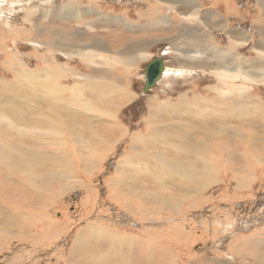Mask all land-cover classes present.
Masks as SVG:
<instances>
[{
    "label": "rangeland",
    "instance_id": "rangeland-1",
    "mask_svg": "<svg viewBox=\"0 0 264 264\" xmlns=\"http://www.w3.org/2000/svg\"><path fill=\"white\" fill-rule=\"evenodd\" d=\"M62 8L65 11L59 13ZM137 42L145 46L137 49L134 56H129L136 50L133 47ZM40 55H45L46 63L39 62ZM155 58L164 60L166 72L157 85L145 93L146 67ZM10 61H17L22 71L32 72L30 77L23 78L24 73L21 72L19 82L11 84L17 80L19 67L13 65L8 68ZM263 65L264 0H0V96L8 98L6 104L17 119L14 121L8 117L4 120L7 132L11 131L16 141L13 134L10 136L3 131L0 136L4 139L0 140L20 145V148H15L17 145L12 148L16 151L9 157L14 154L20 157L19 152L22 154L23 150V154L32 151L45 154L48 148H52L66 153L67 159H71L66 160L70 163L65 170L67 178L54 179L51 185L55 188L52 190L54 193L61 192L60 200L56 197L46 208L30 204L33 188L45 190L47 187L44 184L34 186L30 182L33 175L29 169H16L9 184L0 181V199L5 198L10 204L24 203L25 208L19 216L16 214L18 218H14V223L9 218L0 217V264H176L175 261L178 264H197L201 259L211 262L202 264H240L238 256L231 255L232 247L236 245L244 247L237 252L247 254V264H264V117L254 113L255 107H264ZM224 69H230L237 77L241 75L235 81L236 85L247 88L243 96L247 113L240 117V121L234 115L230 116V122L227 117L224 119L212 111L194 115L192 110L182 111L183 115L180 110H174L176 115L170 118L169 112L165 111L169 109L159 110L158 104L176 105L180 101L198 104L200 99V103L206 106L209 105L206 100L218 98L216 102L221 105L217 89L224 87L220 86L223 81H219L217 74L224 73ZM40 71L46 75L38 78ZM105 74L114 76L117 80L115 86L123 93L126 89L124 94L128 93L131 99L117 108L116 121L125 137L106 143V150L103 151L102 147L98 155L93 156L87 154L90 151L78 140L87 127L99 130L100 125L92 123L89 115L74 113L86 100H76L72 92L65 90L61 97L56 94L60 100V104L57 103L56 88L51 80H58L61 76L59 85L84 87L80 95L87 98L91 97L87 92L89 86L100 83L111 87V81L99 80L100 77L107 78ZM261 78V81H254ZM41 79L43 89L37 84ZM19 84L30 89L26 87L27 91L22 92ZM36 91L45 95V99L55 100L62 106L57 108L62 113L73 111L72 117L69 116L73 123H69L71 127L59 124L56 130L31 129L37 121L36 112H42L45 106L48 109L51 105H39L35 101ZM18 94L29 96L18 97ZM100 96L103 101L109 99L105 93ZM152 105L158 108L154 110ZM152 116L157 118L153 126ZM197 118L200 119L197 121ZM181 121L190 125L192 135L185 133L183 136L177 130L183 139L178 136L176 142L170 141L168 135L177 132L176 129L172 130L175 133L168 129ZM83 124L85 128L81 126ZM241 124L243 127H237ZM244 129L251 135L243 139L240 150L234 130ZM149 130L159 132L152 138L157 142L163 139L165 144L154 146L149 142L146 146V143L137 141L135 145L134 137L150 135ZM65 131L69 134L74 132L68 136L70 142L62 146H51L50 140L38 139L47 135L64 138ZM194 131L198 134L202 131L216 139L227 173L221 171L222 166L221 172L211 181L203 179L200 183L196 178L193 182L187 180V173H193L192 168H183L189 171L180 174L173 168L164 171L160 167L156 169V166L146 165L145 159L151 152H158L167 162L170 158L173 161L170 164L175 167L179 163L196 160V155L186 154V147L198 137ZM199 136L201 138V134ZM245 142L253 160L249 163L241 157ZM182 144L185 147L182 148ZM6 148L8 152L9 147ZM1 153L0 148V156ZM251 154L257 157L253 158ZM135 157L139 158L138 162H132ZM209 159L213 165L219 163L221 166L217 154L209 155ZM150 160L157 161L152 155ZM255 161L260 162V167ZM44 167L55 171L54 165ZM1 168L0 163V171ZM0 175L5 179L6 170ZM41 177L45 182L48 175ZM10 213L13 214L12 211ZM41 213L47 216H41ZM43 219L49 220L45 223L50 229L41 224ZM100 230L124 235H119L120 239L110 244L112 249L106 245L103 249L101 246L106 242L100 238ZM95 232L98 236L93 234ZM167 232L171 233L170 236ZM125 241L130 243L127 245ZM139 241L140 244L134 246ZM100 242L102 245L98 244ZM73 243L77 247L76 252ZM141 244L145 247L141 248ZM121 245L125 250L123 247L121 250ZM108 252L112 260L104 262L107 259L104 253ZM76 255L80 256L79 259ZM257 255L262 261L253 259Z\"/></svg>",
    "mask_w": 264,
    "mask_h": 264
},
{
    "label": "bare ground",
    "instance_id": "bare-ground-1",
    "mask_svg": "<svg viewBox=\"0 0 264 264\" xmlns=\"http://www.w3.org/2000/svg\"><path fill=\"white\" fill-rule=\"evenodd\" d=\"M17 1V0H16ZM45 1V0H44ZM32 2H33V0H32ZM36 2V1H35ZM51 3V2H50ZM15 5V4H14ZM17 5H18V3H17ZM42 5H43V3H42ZM30 9V8H29ZM32 10V9H31ZM29 11V10H28ZM65 11V8H62L60 11H59V13H63ZM32 13V12H31ZM73 15V14H72ZM51 17V16H50ZM36 18V17H35ZM34 19V18H33ZM36 33H38V32H36ZM116 38V37H115ZM114 39V38H113ZM118 39V38H117ZM122 40V39H121ZM116 42V41H115ZM118 43V42H117ZM116 43V44H117ZM148 43V42H147ZM123 44V43H122ZM53 45V44H52ZM143 45L145 46V44H143V43H141V42H137L136 44H135V46L133 47V48H135L136 50L134 51V52H132L129 56H134V54H136L137 53V51L138 50H141V48L143 47ZM55 46H57V44L55 45ZM38 49V48H37ZM138 49V50H137ZM117 50V49H116ZM123 50V49H122ZM131 49H129V51H130ZM128 51V52H129ZM124 52V51H123ZM198 52V51H197ZM75 54V53H74ZM121 54V53H120ZM122 55H124V54H122ZM68 56V55H67ZM19 59V58H18ZM39 62L41 63V62H43V63H46V58H45V55H40V57H39ZM153 60V59H152ZM151 60V61H152ZM151 61H149V63L151 62ZM13 61H10L9 62V67L8 68H10V67H12L13 65H15L16 67H19L18 69H17V74H16V76H17V80H14V81H11V84H17V82H19V78H21L22 76H21V72L22 73H24V76H23V78L25 77H27V78H29L30 77V73H32V72H27L25 69L22 71L21 70V68H20V66H19V63L17 62V61H15V62H13ZM55 63V62H54ZM23 64V63H22ZM55 65H56V63H55ZM57 66L60 68V69H63V66L62 65H60V64H57ZM264 66V65H263ZM43 67V66H42ZM58 67H56V69H59ZM15 68V67H14ZM252 68V67H251ZM41 69V68H40ZM239 69H240V67H239ZM243 69V68H242ZM241 69V70H242ZM52 70V69H51ZM35 71V70H34ZM223 71H225L224 73H222V74H217V76H219V77H217L218 79H219V81L221 82V81H223V82H221V84H220V86H223L224 88H221L220 87V89L218 88L217 89V91L220 93L219 94V100L221 101V105L219 104V103H217L216 102V99H217V101H218V98H216V99H214V100H210L209 99V101H207L206 100V102L209 104V105H206V106H204V105H202L200 102H201V99H200V102L198 103V104H194V103H189L188 101H186V102H182V101H180V103H177L176 105H174V104H169V103H166L165 105H160V104H158V106H159V110H161L162 108H164V109H169V110H165V111H168L169 112V114L168 113H166L165 111H164V113H166V114H168L169 116H171L170 118H174V117H172L173 115L175 116L176 115V112H178L179 110L181 111L180 112V114L182 113V111H186V110H192V112H193V114L194 115H197V114H203L204 112L205 113H208V112H214L217 116H223L224 117V119L227 117V119L230 121V119H231V117L234 115L235 117H236V119H238L239 121H240V117L242 116V115H244V114H246L247 113V110H246V107H244V102H245V99L243 98V96H244V94H246V90H247V88L245 87V86H242V85H236L237 83L235 82L237 79H239L240 77H241V75H238V76H240V77H237V75L236 74H234L230 69H228V71L226 70V69H224ZM37 72V71H36ZM44 71H40L38 74H39V77L38 78H40V77H42V74H43V76L44 75H46V72H44ZM166 72V67H164V70H163V73H162V76L164 75V73ZM243 72V71H242ZM34 73V72H33ZM56 74H58V73H56ZM61 75V74H60ZM104 75V74H103ZM34 76V75H33ZM105 76L107 77V78H103V77H100L99 78V80H101V79H105L106 81H111L109 84L111 85V87L109 86V85H102V84H100V83H96L95 85H92V86H89V88H88V90H87V92L91 95V97H87V98H85V97H83V96H81L80 95V91L81 90H83L84 91V87H82V88H80V87H71V88H67L63 83H61L60 85H59V82H61V81H59V78L61 77H59L58 78V80H55V79H52L51 81L54 83V86H55V88H56V92H55V99H56V101H57V103H59L60 104V102H58V101H60V100H58L57 98H56V94H58V96H60L61 97V94H64V92H65V90H68V91H70V92H72L71 94H74L75 96V99L76 100H86V102H84V104L82 105V106H80V107H78L77 109H76V111H74V113H76V114H78V113H81V114H83V115H89V117H91L92 118V123H96L95 125L97 126V124L98 125H100V129L99 130H97V129H95V128H93V127H87V129L85 130V132H84V134H82L81 135V137H80V139L78 140V141H82L81 143H82V145L84 146V148L85 149H88L89 151H87V152H89V153H87V154H92L93 156H95V155H98L97 153H98V151H101V148L103 147V151L104 150H106L104 147H106V143H111V142H117L122 136H124V131H123V129L120 127V125L118 124V122L116 121V115H117V111H118V109L117 108H119V106L120 105H122V104H124V102L125 101H127L128 99H131V96L130 95H128V93L127 94H124L125 92H127L126 91V89H125V92L123 93V90H121V89H119L117 86H115V83L117 82V80H116V78L113 76H111L110 74L109 75H106L105 74ZM161 76V77H162ZM36 77V76H35ZM160 77V78H161ZM243 77V76H242ZM5 78V77H4ZM37 78V79H38ZM66 78V77H65ZM160 78L158 79V81L160 80ZM2 79V78H1ZM9 79V78H8ZM98 79V78H97ZM263 78H261L260 80H258V79H253L255 82H258V81H261ZM3 80V79H2ZM35 80V79H34ZM264 80V79H263ZM10 81V80H9ZM59 81V82H58ZM158 81H157V83H158ZM2 82V81H1ZM0 82V83H1ZM7 82V81H6ZM46 82V81H45ZM8 83V82H7ZM37 84L39 85V87L41 88V89H43V82H42V79H41V82H37ZM8 85V84H7ZM19 85H22V86H20L19 87V90H21L22 92H25V91H27V88H29L30 89V87H28L27 85H24V84H19ZM114 85V86H113ZM1 86V85H0ZM4 86V85H3ZM25 86V87H24ZM62 88H61V87ZM79 86V85H78ZM242 86V87H241ZM27 87V88H26ZM236 87H238V88H236ZM35 88V87H34ZM117 88V89H116ZM12 89V88H11ZM40 89V90H41ZM18 90V89H17ZM24 90V91H23ZM11 91V90H10ZM29 91V90H28ZM30 91H32V90H30ZM67 92V91H66ZM234 92L235 93H237L238 95H233L234 94ZM37 95H35L36 97H37V99H35V101L37 102H39L38 104L39 105H41V106H45V105H48V104H50L51 103V105H49L48 107H50V108H48L47 109V107L45 108L44 107V110L41 112H36V119H37V121L36 122H34V124L33 125H31V129H35V130H39V131H41V130H45V128L46 129H48V130H56V129H58L59 128V124H61V127H64V124H69V123H72L71 121H69V120H71V118L69 117V116H71L72 117V115H73V111L72 112H69V113H67V114H64V113H62L61 111H59V109H57L58 107H60V108H62V106H59V104H56V102H55V100H53V99H45V95H41V93L39 92V91H36L35 92ZM101 93H105V94H107L108 95V97H109V99H107V100H102V98H101V96H100V94ZM19 96L18 97H23V96H26V97H28L29 96V94H18ZM52 96H53V94H51ZM68 95V94H67ZM70 95V94H69ZM68 95V96H69ZM229 95V96H228ZM67 96V97H68ZM73 96V95H72ZM225 96H228V98H226V100H225ZM3 97L4 96H0V103H2V104H0V132H2L3 131V133L5 134H9L10 136H11V134H13L11 131H8L7 132V130H6V123H5V121L4 120H6V118H8V117H11L12 118V120H17L16 119V117L14 116V113H13V111H12V109L11 108H9L8 106H7V104H6V100L8 101V98L6 97L5 99H3ZM71 98V97H70ZM69 98V99H70ZM83 98V99H82ZM16 99V98H15ZM63 99V98H62ZM61 99V100H62ZM104 99V98H103ZM186 99V98H185ZM185 99L183 100V101H185ZM187 100V99H186ZM11 101H13V100H10V102ZM62 101H64V100H62ZM219 101V102H220ZM249 100L247 99V102H248ZM83 102V101H82ZM7 103H9V102H7ZM26 103H28V102H26ZM64 103V102H63ZM31 104H33V103H31ZM43 104H45V105H43ZM81 105V104H80ZM156 105V104H155ZM155 105H152V109H154V110H156L158 107H156ZM258 104H256V106H257ZM16 106H18V105H16ZM199 106V107H198ZM264 106V105H263ZM262 106V107H263ZM70 107V106H69ZM11 109V114H9V110ZM120 109V108H119ZM37 110V109H36ZM174 110L176 111V112H174ZM64 112V111H63ZM66 112V111H65ZM174 112V113H173ZM246 112V113H245ZM157 113V111L155 112V114ZM160 113V112H159ZM162 113V112H161ZM187 113V112H186ZM254 113L256 114V115H259V116H261V117H264V107L263 108H256L255 107V109H254ZM29 114V113H28ZM75 114V115H76ZM188 114V113H187ZM181 115H183V114H181ZM192 115V114H191ZM215 115V116H216ZM168 116V117H169ZM179 116V115H178ZM186 117H187V119H191V117L190 118H188V116L187 115H185ZM199 116V115H198ZM198 116H195V117H198ZM209 116V115H208ZM207 116V117H208ZM214 116V115H213ZM214 116V117H215ZM231 116V117H230ZM4 117V118H3ZM77 117V116H76ZM182 116H180V118H181ZM200 117H201V115H200ZM205 117H206V115H205ZM204 117V118H205ZM256 117H258V116H256ZM260 117V118H261ZM34 118V117H33ZM152 118H154L153 116H152ZM185 118V117H184ZM183 118V119H184ZM203 118V119H204ZM209 118V117H208ZM82 119V118H81ZM157 118H154V121H150L151 123V126H153V124H154V122H155V120H156ZM159 119V118H158ZM198 119H200V118H197L196 120L198 121ZM201 119H202V117H201ZM255 119V118H254ZM14 120V121H15ZM77 120H78V118H77ZM153 120V119H152ZM174 120V119H173ZM172 120V121H173ZM204 120H206V118L204 119ZM208 120V119H207ZM210 120V119H209ZM234 120V119H233ZM237 120V121H238ZM262 120H263V118H262ZM89 121V120H88ZM174 121H176V120H174ZM183 121V120H182ZM181 121V122H182ZM185 121V120H184ZM203 121V120H202ZM211 121V120H210ZM213 121V120H212ZM180 122V121H179ZM179 122H174V123H176V124H174L171 128H169L168 130L169 131H172L173 129L175 130L176 129V132H177V134H169L168 136H170L171 138H170V141H174V142H176V138L179 136H181L180 138L181 139H183L182 138V135H178L179 133H183V136H185L184 134L186 133H192L191 131H190V125H188L187 123H179ZM194 122V121H193ZM200 122V121H199ZM198 122V123H199ZM203 122H205V121H203ZM230 122H232V121H230ZM86 123H88V122H86ZM197 123V124H198ZM205 123H207V122H205ZM241 123V122H240ZM243 123V122H242ZM73 124V123H72ZM196 124V125H197ZM204 124V123H203ZM246 124V123H245ZM194 125H195V123H194ZM202 125V124H201ZM247 125V124H246ZM249 125V124H248ZM13 126V125H12ZM70 126V124L67 126V127H65V128H68ZM82 127H86V125L85 124H83V125H81ZM208 126V125H207ZM207 126L205 127L206 129H207ZM230 126V125H229ZM27 127V126H26ZM71 127V126H70ZM224 127H225V125H224ZM234 127V126H233ZM237 127H243V124H241V126H237ZM192 128H193V126H192ZM198 128V127H197ZM218 128V127H217ZM215 129V130H218V129ZM204 129V128H203ZM203 129H201V130H203ZM229 129V128H228ZM227 129V130H228ZM239 129V128H238ZM10 130V129H9ZM14 129H12V131H13ZM62 130V129H61ZM70 130H71V128H70ZM177 130H179V131H177ZM200 130V129H199ZM220 130H222V131H224L223 129H220ZM226 130V131H227ZM245 131H243V130H241V131H236V130H234V133H235V136L238 138V141L240 142V144H239V148H240V150H242V145H241V142H243V139L245 138V137H247V136H250L251 135V132H247L246 133V129H244ZM197 131H198V129H197ZM74 132V131H73ZM72 132V133H73ZM76 132V131H75ZM148 132V131H147ZM173 133H175L174 131H172ZM171 132V133H172ZM179 132V133H178ZM194 132H196V131H194ZM211 132V131H210ZM221 132V131H220ZM72 133H70L71 135H72ZM150 135H147V136H143V135H137L136 137H134V144L135 145H137V141L139 142V143H141V142H143V143H151V145H153L154 144V146H156V145H158V146H160V145H162V144H165V142H163V139L161 140V141H159V142H157V140L156 139H154L153 140V136H155V135H157L159 132H152L151 130H149V132H148ZM147 133V134H148ZM64 134L66 135L64 138H58V137H55V136H50V135H47V136H44L43 138H41V136H39L38 137V139L39 140H41V139H43V140H50V142H49V144L51 145V146H56V145H59V144H61V146H62V144H66V143H69L70 142V140H69V138H68V136H71L67 131H65L64 132ZM201 134V138H200V135ZM206 134V135H205ZM227 134H228V132H227ZM55 135V134H54ZM189 135V134H188ZM192 135V134H191ZM196 135H198V137L196 136V138H195V140H192V139H190V140H192V143L190 144V145H188L187 146V144H186V154L187 155H191V156H194V155H196V156H194L195 158H196V160H193V161H189V162H185V163H183V164H181V163H179V165L177 164V162H176V165H178L177 167H175V166H173V165H171L170 163H172L171 162V159L169 160L168 159V162H167V160H165V158H162V156H161V154H159L158 152L157 153H154V152H151V155L157 160V161H155V162H153V161H151L150 160V156L151 155H149V158H148V154H147V157H146V159H145V161H146V165L148 166V167H151V168H153L154 166H156V169L158 168V167H160V170H164V169H166V168H168V169H170V168H173V170L175 171H179V173L181 174V173H184V172H187V170L188 169H183V168H192L191 170L193 171V173L192 174H190V173H187V180L189 179V181H191V182H193L194 181V179L197 181V182H200V181H202L203 179H205V180H212V178H214V177H216V175L219 173V172H221V171H224V172H226V167H227V165L225 164V162L223 161V159H222V156H221V152H220V149H219V147H218V145H216V139H212L211 137L212 136H210L209 134V136L207 135V133H203L202 131H200V133L198 134L197 132H196ZM219 135H221V134H219ZM231 135V134H230ZM233 135V134H232ZM13 136H14V134H13ZM149 136V137H148ZM125 137V136H124ZM179 137H178V140H179ZM0 138L1 139H4L2 136H0ZM19 138V137H18ZM25 138V137H24ZM75 138V137H74ZM101 138V139H100ZM117 138V139H116ZM216 138V137H215ZM14 139H15V141H16V137L14 136ZM13 139V140H14ZM22 139V138H21ZM26 139V138H25ZM180 139V140H181ZM188 139V138H187ZM202 139H203V141H202ZM249 139H250V137H249ZM22 140H24V139H22ZM27 140H29L28 138H27ZM77 140V139H76ZM165 140V139H164ZM198 140H200L199 141V143H198ZM189 141V140H188ZM202 141V142H201ZM221 141H222V139H221ZM236 141V140H235ZM6 142V143H5ZM17 142H18V140H17ZM178 142V141H177ZM181 143H182V141H180ZM184 142V141H183ZM196 142L198 143V145H196ZM226 142V141H225ZM19 143V142H18ZM24 143V142H23ZM39 143H40V141H39ZM190 143V142H189ZM229 143V142H228ZM250 143V142H249ZM22 144V143H21ZM47 144V143H46ZM48 144V145H49ZM245 144V150L243 151V155H241V157L243 158V161L244 160H246V162L247 163H249L250 162V160H251V158L249 157V149L247 148L249 145L248 144H246V142L244 143ZM17 145V147H15ZM40 145V144H39ZM223 145V144H222ZM263 145H264V142H263ZM43 146V145H42ZM60 146V147H61ZM146 146H149V144H147ZM153 146V147H154ZM182 146V148H183V146H184V144H182L181 145ZM224 146H226V145H224ZM238 146V145H237ZM6 147H9V151L8 152H6L5 151V148ZM13 147H15V148H20V145L18 146V144H12V143H9V141L7 142V141H5V140H0V148H1V156H0V163L2 164V167L3 168H1L2 170L0 171L1 173H2V171H5L6 170V176H5V179L4 178H2L1 177V175H0V181H2V182H4V183H7V184H9L10 183V177H12V175H13V173H14V171H16V169H20V168H22L23 167V169H25V170H27V169H29L30 171V174L31 175H33V177H31V180H30V182L34 185V186H36V185H40V184H44L46 187H47V189H45V190H39V189H36V188H33V190L31 191V195H33V198H32V200H31V205L32 204H39V205H42L44 208H46L47 206H49V205H51V201L52 200H54L56 197L59 199V196H61L60 195V191L59 192H56V193H54L52 190H54L55 188H54V186H51L52 185V183H53V180L54 179H57L58 181L60 180V179H65V178H67L66 177V174H68V173H65V170L70 166V163H67L66 162V160H71V159H67V155H66V153H64V152H61L60 150H57V151H55V149H52V148H48V151L47 152H45V150H44V152H45V154H42V153H39V151H35V152H29V153H25L24 152V154H23V151H22V154L19 152V154H20V157H18L17 155H13V157H9V155L10 154H12L13 153V151L15 150H13L12 151V148ZM185 147V146H184ZM54 148V147H53ZM173 148V147H172ZM7 150H8V148H6ZM20 149V150H21ZM174 149V148H173ZM177 149V148H176ZM176 149H174V150H176ZM223 149H224V147H223ZM25 150H26V148H25ZM33 150V149H32ZM184 150H185V148H184ZM16 151V150H15ZM27 151V150H26ZM178 151V150H177ZM181 151V150H180ZM183 151V150H182ZM173 152H175V151H173ZM183 152H185V151H183ZM182 152V153H183ZM217 154L218 155V157H219V161L221 162V166H220V164L218 163L217 165H213L212 164V161H210V159H209V155H211V154ZM228 153V152H227ZM75 154V153H74ZM86 154V155H87ZM144 154H146V153H144ZM157 154H159V155H157ZM185 154V153H184ZM185 154V155H186ZM174 155H175V153H174ZM252 155V157L254 158V157H257V156H255V155H253V154H251ZM76 156V155H75ZM168 156V155H167ZM178 156H180V155H178ZM229 156H231V155H229ZM90 157V156H89ZM92 157V156H91ZM70 158V157H69ZM132 158V157H131ZM187 158V157H186ZM185 158V159H186ZM190 158V157H189ZM234 158H235V156H234ZM138 159L139 158H137V157H135V158H133V161L132 162H138ZM228 159V158H227ZM237 159V158H236ZM78 160V159H77ZM128 160H129V158H128ZM140 160H142L141 158H140ZM144 160V159H143ZM86 161V160H85ZM229 161V160H228ZM251 161H253V160H251ZM125 162V161H124ZM139 162H141V161H139ZM181 162V161H180ZM256 162V161H255ZM126 163V162H125ZM256 163H258V164H256L258 167H260V162H256ZM72 164V163H71ZM141 164V163H140ZM143 164V163H142ZM168 164H170V165H168ZM173 164H175V162L173 163ZM52 165H54V167H53V169L55 170V171H53V172H51V171H49V170H46L45 169V167L44 166H52ZM135 165V164H134ZM133 166V165H132ZM223 166V168L221 169V171H220V167H222ZM263 167V166H262ZM139 168V167H138ZM149 169V168H148ZM181 169V170H180ZM72 171V170H71ZM70 171V172H71ZM165 171V170H164ZM189 171V170H188ZM67 172V171H66ZM197 172V173H196ZM217 172V173H216ZM227 173V172H226ZM247 173V171L246 172H244V174H246ZM248 173L250 174V171H248ZM48 175V178L45 180V182L43 181V178L41 177L42 175ZM137 174V173H136ZM186 174V173H185ZM24 175V174H23ZM127 175V174H126ZM179 175V174H178ZM183 175V174H182ZM150 176V175H149ZM227 176V175H226ZM146 177V176H145ZM218 177V176H217ZM163 178V177H162ZM69 180V179H68ZM84 180V179H83ZM210 180V181H211ZM81 181V180H80ZM89 181H90V178H89ZM186 181V180H185ZM82 182V181H81ZM162 182V181H161ZM200 183H202V182H200ZM85 185V184H84ZM87 185H88V183H87ZM91 185V184H90ZM135 185V184H134ZM240 185V184H239ZM86 186V185H85ZM133 186V185H132ZM162 186V185H161ZM165 186V185H164ZM180 186V185H179ZM186 186H188V185H186ZM84 187V186H83ZM90 188H91V186H90ZM168 188V187H167ZM181 188V187H180ZM190 188H191V186H190ZM44 189V188H43ZM87 189H89L88 187H87ZM196 189V188H195ZM57 190V189H56ZM55 190V191H56ZM131 191L133 190V189H130ZM178 190V189H177ZM1 191V190H0ZM90 191H91V189H90ZM146 191V190H145ZM133 192V191H132ZM179 192V191H178ZM2 193V192H1ZM167 193V192H166ZM180 193V192H179ZM199 193V192H198ZM176 194V193H175ZM184 194V193H183ZM190 194V193H189ZM127 195V194H126ZM126 195H125V197H126ZM151 195V194H150ZM171 196V195H170ZM180 196V195H179ZM190 196V195H189ZM98 197V196H97ZM191 197V196H190ZM88 199V198H87ZM93 199V198H92ZM181 199V198H180ZM197 199V198H196ZM195 199V200H196ZM201 199V198H200ZM60 200V199H59ZM61 200H62V197H61ZM98 199L96 198V200H95V202L97 201ZM174 200V199H173ZM183 200V199H182ZM59 202H61V201H59ZM127 202V201H126ZM128 202H129V200H128ZM183 202V201H182ZM228 202V201H227ZM24 203H15V202H12L11 204L8 202V200L7 199H5V198H3V199H0V210L2 209L3 211L1 212V214H0V217H2V218H9L10 219V221H12L11 223H14L15 222V217L16 218H18L17 216H16V214L19 216V213H20V211H22V212H24L25 211V208L23 209V207H24V205H23ZM168 204V203H167ZM166 204V205H167ZM124 205V204H123ZM127 205V204H126ZM175 205V204H174ZM180 205V204H179ZM88 206V205H87ZM122 206V205H121ZM170 206H172V205H170ZM89 208V207H88ZM4 209H8L6 212H5V210ZM165 209V208H164ZM153 210V212L155 211L154 209H152ZM163 210V209H162ZM10 211H12L13 212V214L12 213H10ZM21 212V213H22ZM64 212V211H63ZM10 214H12L13 216H11ZM155 214V213H154ZM178 214V213H177ZM157 215V214H156ZM162 215V214H161ZM41 216H44V217H46L47 216V214L46 213H41ZM57 216V215H56ZM139 216H141V212H140V214H139ZM155 216V215H154ZM51 219H52V217H51ZM134 219H136V218H134ZM229 220V219H228ZM9 221V222H10ZM68 221V220H67ZM45 222H49V220H42V222H41V224H43L44 225V227L47 229V228H49L50 226L48 225V224H46ZM54 222V221H53ZM60 222V221H59ZM69 222V221H68ZM93 222V221H92ZM56 223V222H55ZM58 224V223H57ZM61 224V223H60ZM160 224V223H159ZM54 225V224H53ZM63 225V224H62ZM67 225V224H66ZM59 226V225H58ZM92 226H94V225H92ZM99 226V225H98ZM60 227H61V225H60ZM66 227V226H65ZM90 227V226H89ZM88 227V228H89ZM101 229H104V228H102V227H100ZM50 229V228H49ZM54 229V228H53ZM56 229V228H55ZM143 229V228H142ZM52 230V229H51ZM62 230V229H61ZM65 230V229H64ZM67 230V229H66ZM94 230H95V228H94ZM93 230V231H94ZM59 231H60V229H59ZM91 231V230H90ZM88 232L89 234H91V232ZM110 231V230H109ZM109 231H103V230H100V231H98V234L100 235V238H103L105 241L104 242H106V243H104V245H102V243L100 242V243H98V244H100V245H102L101 247L103 248V246H105L106 245V247L107 248H109V249H112L111 247H112V245L110 246V244L114 241V240H116L117 238H119L120 239V237H119V235H121V233L120 232H118V233H120V234H118L117 235V233H111V232H109ZM58 232V231H57ZM113 232V231H112ZM168 233V232H167ZM54 234V233H53ZM61 234V233H60ZM59 234V235H60ZM88 234V235H89ZM93 234H95V235H97L98 236V234H96V232L95 233H93ZM115 234V235H114ZM127 234V233H126ZM166 234V233H165ZM171 234V233H170ZM170 234L168 233V235L170 236ZM103 235V236H102ZM124 235V234H123ZM123 235H121V236H123ZM149 235V234H148ZM147 235V236H148ZM57 236V235H56ZM63 236V235H62ZM94 236V235H93ZM135 236V235H134ZM113 238V240L111 239V238ZM126 238H127V236H125ZM137 237V236H136ZM163 237V236H162ZM161 237V238H162ZM166 237V236H165ZM88 238H90V237H88ZM128 239V238H127ZM131 240V239H130ZM118 241V240H117ZM132 241V240H131ZM135 241V240H134ZM133 241V242H134ZM125 242H127V241H125ZM132 242V243H133ZM79 243V242H78ZM130 243V242H129ZM128 242H127V245L129 244ZM74 244V243H73ZM81 244V243H80ZM140 244V241L136 244V245H134V246H137V245H139ZM240 244V243H239ZM75 245V244H74ZM126 245V244H125ZM132 245V244H131ZM142 245V244H141ZM73 246V245H72ZM110 246V247H109ZM115 246V245H114ZM243 246V245H242ZM80 247V246H79ZM82 247V246H81ZM121 248L123 247L122 245L120 246ZM139 247V246H138ZM145 247V245L143 246L142 245V247L141 248H144ZM83 248V247H82ZM120 248V249H121ZM124 248V250H125V247H123ZM123 248L121 249V250H123ZM131 248V247H130ZM159 248V247H158ZM183 248V247H182ZM241 248H243L244 249V247H238V245H236L235 247H232V252L233 253H231V255H233V256H238L237 258L240 260V264H247V258H245L246 256H247V254L245 255V253H242V254H239L237 251H239V250H243V249H241ZM81 249V248H80ZM104 249V248H103ZM127 249V248H126ZM135 249V248H134ZM155 249V248H154ZM169 249V248H168ZM73 250H75L74 252H76V251H78L77 250V247H76V245L74 246V248H73ZM72 250V251H73ZM128 250H129V248H128ZM142 250V249H141ZM156 250H158V249H156ZM88 251L89 250H87V254H88ZM98 251V250H97ZM127 251V250H126ZM130 251V250H129ZM135 251V250H134ZM133 251V252H134ZM139 251H140V249H139ZM143 252H144V250H142ZM137 252V251H136ZM141 252V251H140ZM71 253V252H70ZM79 253H81V250L79 251ZM90 253H92L91 251H90ZM94 253V252H93ZM112 253V252H111ZM138 253V252H137ZM142 253V252H141ZM185 253V252H184ZM72 254V253H71ZM105 255H107V259H104V262H105V260H107V261H111L112 260V258L110 257V254H109V252L108 253H104ZM116 254V253H115ZM182 254V253H181ZM11 255V254H10ZM80 255V254H79ZM114 255V254H113ZM77 256V255H76ZM177 256H179V259L180 258H182L180 255H177ZM244 256V257H243ZM78 257V256H77ZM80 257V256H79ZM79 257H78V259H79ZM126 257V256H125ZM162 257V256H161ZM262 257V256H261ZM102 258V257H101ZM163 258V257H162ZM176 258V257H175ZM174 258V259H175ZM23 259V258H22ZM78 259H76V260H78ZM99 259V258H98ZM120 259V258H119ZM122 259V258H121ZM124 259V258H123ZM253 259H255L257 262L258 261H262V260H260V257H259V255H257V256H255ZM243 260H245V261H243ZM126 260H124V262H125ZM156 261V260H155ZM154 261V262H155ZM175 261V260H174ZM174 261H173V263H174ZM264 261V260H263ZM97 262V261H96ZM101 262V261H100ZM161 262V261H160ZM165 262V261H164ZM95 263V262H94ZM175 263L176 264H178L177 263V261H175ZM184 263V262H183ZM202 263H211V262H207L206 260H204V259H201L200 261H198L197 262V264H202ZM76 264V263H75ZM106 264V263H105ZM110 264V263H109ZM166 264V263H165ZM185 264V263H184ZM212 264H221V263H212Z\"/></svg>",
    "mask_w": 264,
    "mask_h": 264
},
{
    "label": "water",
    "instance_id": "water-1",
    "mask_svg": "<svg viewBox=\"0 0 264 264\" xmlns=\"http://www.w3.org/2000/svg\"><path fill=\"white\" fill-rule=\"evenodd\" d=\"M164 67L165 62L161 58H155L147 65L145 71V93H149L157 85V81L162 76Z\"/></svg>",
    "mask_w": 264,
    "mask_h": 264
}]
</instances>
